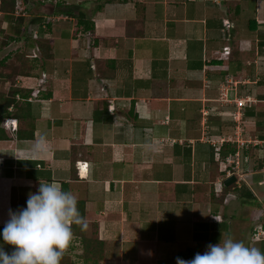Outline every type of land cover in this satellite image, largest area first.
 Masks as SVG:
<instances>
[{"label":"crops","instance_id":"0c3cea01","mask_svg":"<svg viewBox=\"0 0 264 264\" xmlns=\"http://www.w3.org/2000/svg\"><path fill=\"white\" fill-rule=\"evenodd\" d=\"M24 2L34 38L0 51L22 49L29 72L0 82L17 91L0 124V226L54 182L87 225H72L66 264H176L226 238L257 248L264 0ZM224 84L245 104L221 102Z\"/></svg>","mask_w":264,"mask_h":264},{"label":"clouds","instance_id":"9594fccd","mask_svg":"<svg viewBox=\"0 0 264 264\" xmlns=\"http://www.w3.org/2000/svg\"><path fill=\"white\" fill-rule=\"evenodd\" d=\"M36 148H40L39 141ZM8 216L0 238L12 250L0 247V264H60L72 240V225L87 226L75 196L54 182L40 183L28 195L26 206L10 209ZM176 264H264V253L226 238L223 243L208 244L203 254L196 253L192 259L177 257Z\"/></svg>","mask_w":264,"mask_h":264},{"label":"trees","instance_id":"16d2710c","mask_svg":"<svg viewBox=\"0 0 264 264\" xmlns=\"http://www.w3.org/2000/svg\"><path fill=\"white\" fill-rule=\"evenodd\" d=\"M25 0H0V12L2 14V20L6 21L7 25L4 29L0 27V51L4 49L10 42L17 41L19 38H23L26 41H29L30 38L33 37V29L29 26L31 23H36L40 20L38 17H32L25 20L24 16L17 13V7L23 3ZM60 12L64 13L69 16L76 17L77 21L76 24H82L81 19H83L84 15L79 11L78 4L66 5V4H59ZM84 28L92 30V25H87L84 22ZM34 38V37H33ZM25 52L17 48L12 51H8L7 54L0 59V82L4 80L12 81L13 76L21 74V75H28L24 69L26 66L25 61ZM16 90H10L8 94L0 92V124L2 123L3 119L8 116L15 115L14 112H11L13 108L17 106V100L15 98ZM9 107H12V110L9 111ZM247 113V108L244 109ZM261 114V111L258 112ZM264 115V110L262 111ZM1 131V130H0ZM20 137L19 134H17ZM32 136V134H31ZM264 136V135H263ZM8 135L0 133V139H7ZM264 166V162L259 161L257 164V168H261ZM233 184L230 186H224L225 190H228ZM264 228V223L261 225ZM4 226H0L2 229ZM258 244V249L261 253H264V239H261ZM0 247H3L5 252H11L12 246L4 243L2 238H0ZM88 258V257H87ZM64 257L62 256L60 260V264H66L64 262Z\"/></svg>","mask_w":264,"mask_h":264},{"label":"built area","instance_id":"2783aa9c","mask_svg":"<svg viewBox=\"0 0 264 264\" xmlns=\"http://www.w3.org/2000/svg\"><path fill=\"white\" fill-rule=\"evenodd\" d=\"M230 95H231V88H230L229 85L224 84V85L220 86V89H219V100L221 102L225 103V102L232 101V102H235V104H237L238 106H240V105L242 106L247 101L246 99L232 98V97H230ZM245 144H246L245 142H240L241 146L242 145L245 146ZM239 157H240V153H239L238 150H236L235 152H233V154L228 156L226 162H228L231 165H233V167H237L238 164H239ZM251 239L253 241H259L261 239H264V228H262L261 225L256 226V227L253 228L252 233H251ZM196 253H201L202 254L201 251H196L195 254ZM192 258H190V259H192Z\"/></svg>","mask_w":264,"mask_h":264},{"label":"rangeland","instance_id":"374dc122","mask_svg":"<svg viewBox=\"0 0 264 264\" xmlns=\"http://www.w3.org/2000/svg\"><path fill=\"white\" fill-rule=\"evenodd\" d=\"M26 8V7H25ZM25 8L24 7H22V4L21 5H19L18 7H17V13L18 14H22V12H24V10H25ZM22 16V15H21ZM1 20H2V14H1V12H0V26H1ZM9 86L7 85V84H2L1 86H0V90H7V88H8ZM242 216L244 217V215L242 214ZM242 220H246V219H244V218H242ZM242 233H245V231H243ZM262 236V235H261ZM242 240H244V238H240V239H236V241H241L242 242ZM256 244L258 245L259 244V242H256ZM246 246H248L247 244H246Z\"/></svg>","mask_w":264,"mask_h":264},{"label":"water","instance_id":"95a60500","mask_svg":"<svg viewBox=\"0 0 264 264\" xmlns=\"http://www.w3.org/2000/svg\"><path fill=\"white\" fill-rule=\"evenodd\" d=\"M236 180L235 176L234 175H230V176H227L224 181H223V184L225 186H228L230 185L232 182H234Z\"/></svg>","mask_w":264,"mask_h":264}]
</instances>
